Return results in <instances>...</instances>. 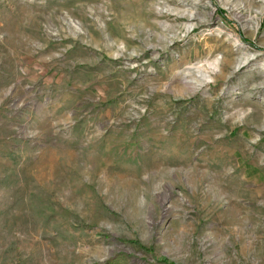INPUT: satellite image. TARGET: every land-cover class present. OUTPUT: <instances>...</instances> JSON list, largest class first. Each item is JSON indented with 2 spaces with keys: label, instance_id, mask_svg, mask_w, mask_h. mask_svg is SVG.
Returning <instances> with one entry per match:
<instances>
[{
  "label": "rangeland",
  "instance_id": "374dc122",
  "mask_svg": "<svg viewBox=\"0 0 264 264\" xmlns=\"http://www.w3.org/2000/svg\"><path fill=\"white\" fill-rule=\"evenodd\" d=\"M110 260L264 264V0H0V264Z\"/></svg>",
  "mask_w": 264,
  "mask_h": 264
},
{
  "label": "trees",
  "instance_id": "16d2710c",
  "mask_svg": "<svg viewBox=\"0 0 264 264\" xmlns=\"http://www.w3.org/2000/svg\"><path fill=\"white\" fill-rule=\"evenodd\" d=\"M218 16L221 17V19L225 22L228 23L229 25H231L232 23H235V21H233L232 19H230L227 15H225V12L219 8L218 12H217ZM233 26V25H231ZM165 261H167L166 259H164ZM108 264H118L116 261L114 260H110L108 262Z\"/></svg>",
  "mask_w": 264,
  "mask_h": 264
},
{
  "label": "bare ground",
  "instance_id": "6f19581e",
  "mask_svg": "<svg viewBox=\"0 0 264 264\" xmlns=\"http://www.w3.org/2000/svg\"><path fill=\"white\" fill-rule=\"evenodd\" d=\"M204 76H205L204 84L209 83L210 81L213 80V76L209 73L204 74ZM201 86H202V83H199V85L196 86V89H199Z\"/></svg>",
  "mask_w": 264,
  "mask_h": 264
}]
</instances>
